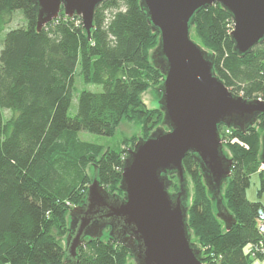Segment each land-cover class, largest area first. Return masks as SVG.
Wrapping results in <instances>:
<instances>
[{
    "label": "trees",
    "instance_id": "16d2710c",
    "mask_svg": "<svg viewBox=\"0 0 264 264\" xmlns=\"http://www.w3.org/2000/svg\"><path fill=\"white\" fill-rule=\"evenodd\" d=\"M22 23L9 28L15 14ZM229 15L218 5L194 14L191 27L200 46L213 55V70L227 89L246 100H264V41L244 56L233 52ZM0 264H64L70 210L84 200L96 177L110 193L119 190L127 149L81 141L77 134L112 137L122 121L140 126L142 136L160 125L162 113L149 109L141 94L161 84L151 63L158 34L139 0H106L94 11L88 39L79 17L60 11L36 31L30 0H0ZM75 77L101 92L82 90L69 116ZM222 146L232 160L223 200L235 224L229 231L215 216L199 167L188 155L182 161L193 184L188 225L200 245L202 264H251L249 248L262 240L255 217L260 202L246 190L253 174L264 172L259 160L264 116L245 132L219 126ZM92 166L90 179L86 166ZM174 180L175 177L173 176ZM175 188V186L173 187ZM176 189V188H175ZM129 251L110 239L85 240L76 264H130Z\"/></svg>",
    "mask_w": 264,
    "mask_h": 264
},
{
    "label": "water",
    "instance_id": "95a60500",
    "mask_svg": "<svg viewBox=\"0 0 264 264\" xmlns=\"http://www.w3.org/2000/svg\"><path fill=\"white\" fill-rule=\"evenodd\" d=\"M36 31L57 19L79 17L87 38L95 8L106 0H30ZM218 4L230 17L233 52L244 56L264 41V0H139L158 44L150 60L161 84L141 94L162 121L146 138L127 149L119 190H105L96 177L84 200L67 218L64 264H76L85 240L110 239L129 251L132 264H202V251L191 241L190 189L182 161L190 155L199 167L215 216L226 231L235 224L223 200L232 160L223 151L219 126L245 132L264 116V100H246L230 92L213 70V55L191 39L194 14ZM260 138L264 172V133ZM91 179L92 166H86ZM177 181L176 190L172 177ZM107 228V231L103 232Z\"/></svg>",
    "mask_w": 264,
    "mask_h": 264
},
{
    "label": "rangeland",
    "instance_id": "374dc122",
    "mask_svg": "<svg viewBox=\"0 0 264 264\" xmlns=\"http://www.w3.org/2000/svg\"><path fill=\"white\" fill-rule=\"evenodd\" d=\"M21 23H22L21 15L18 14V12H17L13 18L12 23L8 27L9 28L16 27V26H19ZM3 35H4V33H2V35L0 37L2 38ZM191 39H195L199 43V40L195 37L194 32H193V35H191ZM82 90H87L90 92H96L97 93V92H101L102 89L100 86H96V85H85V84H83V82L81 81V79L79 77H75L73 99H72V102H71V105H70V108L68 111L69 116H74V114L76 112V97H77L78 93ZM141 99L144 102V104L146 105V107L148 108L147 96L142 95ZM149 109H155V108H149ZM221 134H219L220 138H221ZM138 135L140 137L142 136L140 126L136 125L135 123L128 122V121H122L119 124V126L117 127L116 132L112 137H105V136L91 134V133H87V132H79L77 134L78 138L81 141L102 146L103 151L108 147L112 148V149H116L118 147L123 148L124 146H122V144H121L123 138H126V137L127 138H133L134 137V138L138 139L137 138ZM223 151L227 157L230 156L229 152L225 148L223 149ZM186 178H187L188 187L190 189V195H191L190 204H191L192 197H193V184H192L191 179L187 175H186ZM173 181L175 183V188H176L177 181H176V179H174ZM175 188L171 189L170 192H174L176 190ZM258 190H259V176H258V174H253L250 177V185L246 190V198L250 202H260L264 206V192L259 196ZM192 235H193V233H192ZM64 237H65V235L61 238H58L61 241L63 246H64V241H62V238H64ZM191 241L195 244H198L197 240L194 236H193V239H191ZM128 263L132 264V260H130ZM251 264H264V259L253 260L251 262Z\"/></svg>",
    "mask_w": 264,
    "mask_h": 264
},
{
    "label": "built area",
    "instance_id": "2783aa9c",
    "mask_svg": "<svg viewBox=\"0 0 264 264\" xmlns=\"http://www.w3.org/2000/svg\"><path fill=\"white\" fill-rule=\"evenodd\" d=\"M222 142V140H221ZM256 229L262 240L249 248L253 260L264 259V209H259L255 217Z\"/></svg>",
    "mask_w": 264,
    "mask_h": 264
},
{
    "label": "flooded vegetation",
    "instance_id": "af4514ba",
    "mask_svg": "<svg viewBox=\"0 0 264 264\" xmlns=\"http://www.w3.org/2000/svg\"><path fill=\"white\" fill-rule=\"evenodd\" d=\"M110 193V192H109ZM111 194H115V193H111ZM119 196H122V195H119ZM105 231H107V228L106 229H104V231L103 232H105Z\"/></svg>",
    "mask_w": 264,
    "mask_h": 264
}]
</instances>
